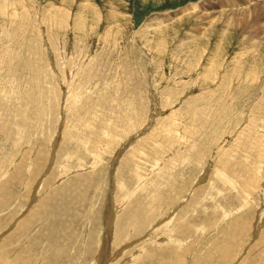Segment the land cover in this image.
Returning <instances> with one entry per match:
<instances>
[{
  "label": "rangeland",
  "instance_id": "1",
  "mask_svg": "<svg viewBox=\"0 0 264 264\" xmlns=\"http://www.w3.org/2000/svg\"><path fill=\"white\" fill-rule=\"evenodd\" d=\"M0 264H264V0H0Z\"/></svg>",
  "mask_w": 264,
  "mask_h": 264
},
{
  "label": "bare ground",
  "instance_id": "2",
  "mask_svg": "<svg viewBox=\"0 0 264 264\" xmlns=\"http://www.w3.org/2000/svg\"><path fill=\"white\" fill-rule=\"evenodd\" d=\"M194 8V6L191 7V9ZM138 217V216H137ZM138 221V220H137ZM7 263V262H6Z\"/></svg>",
  "mask_w": 264,
  "mask_h": 264
}]
</instances>
